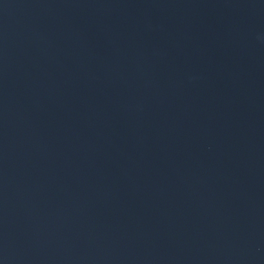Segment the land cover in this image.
<instances>
[{"label":"water","instance_id":"water-1","mask_svg":"<svg viewBox=\"0 0 264 264\" xmlns=\"http://www.w3.org/2000/svg\"><path fill=\"white\" fill-rule=\"evenodd\" d=\"M0 264H264V0H0Z\"/></svg>","mask_w":264,"mask_h":264}]
</instances>
